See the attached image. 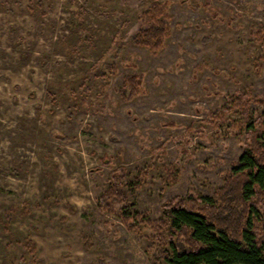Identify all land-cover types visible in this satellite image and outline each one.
<instances>
[{
    "label": "rangeland",
    "instance_id": "obj_1",
    "mask_svg": "<svg viewBox=\"0 0 264 264\" xmlns=\"http://www.w3.org/2000/svg\"><path fill=\"white\" fill-rule=\"evenodd\" d=\"M169 1L152 52L131 39L151 0H0V264H164L144 222L131 229L98 207L113 169H128L134 196L118 208L150 220L173 196L223 185L244 151L226 96H264L247 32L264 28V0ZM212 12L237 14L235 27ZM135 73L141 91L123 100Z\"/></svg>",
    "mask_w": 264,
    "mask_h": 264
},
{
    "label": "trees",
    "instance_id": "obj_2",
    "mask_svg": "<svg viewBox=\"0 0 264 264\" xmlns=\"http://www.w3.org/2000/svg\"><path fill=\"white\" fill-rule=\"evenodd\" d=\"M169 3V0H151L150 7L142 14V25L131 37L134 45L152 52L163 47L169 31ZM203 4L209 5L210 1ZM211 16L231 27H235L233 23L238 19L237 14L223 17L212 12ZM247 32L264 55V28L250 24ZM254 62L259 70V59ZM229 78L237 81L236 77ZM142 79L141 73L127 75L118 89L119 96L126 101L132 99L141 91ZM226 98L230 108L225 111L232 110L242 116L244 151L225 175L223 185L211 196H173L163 204L162 215L150 220L144 213L118 208L129 204L134 197L127 180L128 169L118 166L111 172L108 187L98 197V207L118 215L127 227L140 230V223H145L148 244L164 264H264V96L238 90ZM251 102L261 109L255 117L248 111ZM223 113L204 121L213 123ZM192 127L191 122L186 130ZM182 135L185 137L186 133ZM53 136L61 141L69 138L55 132ZM99 160L109 163L110 156L103 154Z\"/></svg>",
    "mask_w": 264,
    "mask_h": 264
}]
</instances>
